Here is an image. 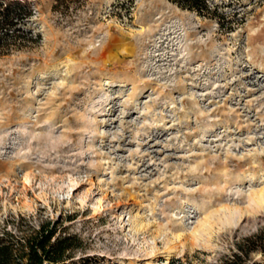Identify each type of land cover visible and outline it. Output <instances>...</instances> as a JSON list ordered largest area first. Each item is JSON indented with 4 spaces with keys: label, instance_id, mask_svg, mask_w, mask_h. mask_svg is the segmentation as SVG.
<instances>
[{
    "label": "rangeland",
    "instance_id": "rangeland-1",
    "mask_svg": "<svg viewBox=\"0 0 264 264\" xmlns=\"http://www.w3.org/2000/svg\"><path fill=\"white\" fill-rule=\"evenodd\" d=\"M20 1L0 232L77 235L74 258L102 264H221L264 227V0Z\"/></svg>",
    "mask_w": 264,
    "mask_h": 264
},
{
    "label": "trees",
    "instance_id": "trees-1",
    "mask_svg": "<svg viewBox=\"0 0 264 264\" xmlns=\"http://www.w3.org/2000/svg\"><path fill=\"white\" fill-rule=\"evenodd\" d=\"M171 1L201 14L216 9L209 0ZM23 7L20 0H0V47L9 46L23 36L20 24L29 14ZM56 233L45 226L29 236L16 235L10 230L0 232V264H102L91 256L75 259L73 253L83 247L82 240L77 235ZM256 254L260 257L256 258ZM170 264L183 262L172 259ZM221 264H264V227L239 243Z\"/></svg>",
    "mask_w": 264,
    "mask_h": 264
},
{
    "label": "bare ground",
    "instance_id": "bare-ground-1",
    "mask_svg": "<svg viewBox=\"0 0 264 264\" xmlns=\"http://www.w3.org/2000/svg\"><path fill=\"white\" fill-rule=\"evenodd\" d=\"M255 200H256V202L257 203H259V204H263L264 203V190H262L261 192H260V194H258V195H256L255 196ZM232 210V209H231ZM227 217V216H226ZM229 219V220H228ZM221 222H229L230 221V217H227L225 220L224 219H222V218H220L219 219Z\"/></svg>",
    "mask_w": 264,
    "mask_h": 264
}]
</instances>
